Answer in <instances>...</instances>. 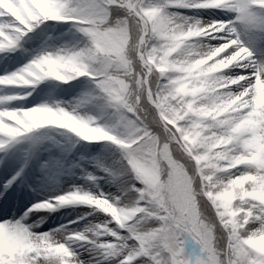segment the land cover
Returning a JSON list of instances; mask_svg holds the SVG:
<instances>
[{
  "label": "snow or ice",
  "instance_id": "6c2138e0",
  "mask_svg": "<svg viewBox=\"0 0 264 264\" xmlns=\"http://www.w3.org/2000/svg\"><path fill=\"white\" fill-rule=\"evenodd\" d=\"M35 6L36 4H33L32 0H13L11 11L4 7H0V32L4 33V36L0 37V39L6 38V42L3 45H0V50L14 46L25 32L33 29L41 22L50 19L55 20L45 15L39 17L36 16V13L33 11ZM51 6L56 9L57 15L74 16L84 21H92L97 18H102L103 23L100 25L102 28L126 26L129 35H131L135 27L145 39L150 37L152 42L159 41L156 56H158L159 59L161 57L164 58L163 64L160 67H158L157 64H146L145 71L141 73V78L143 79L145 75L148 77V84L145 88L146 96L148 95L147 90L154 88L155 91L152 93L153 99H156L157 96L161 98L167 96L170 101L169 107L174 105V107H171V111L173 118L180 127V131L177 132L175 128L169 125L168 127L171 129L168 137L169 139L173 134L177 138L181 135L190 134L193 131L200 129V126L205 122V118L197 114L199 96L196 95V93H198V91H196V81L193 80V87L190 90L186 89L185 84L183 83L184 73L180 70H176L177 67H175V65L182 60V56L180 55L181 48L168 52L164 47L166 40L163 39V37H166L170 31H174L177 28V22L179 20L184 22L185 27L182 30L185 32H187L189 28L205 29V32L201 35L193 36L192 41L204 37L211 39L221 38L224 42L212 45L214 48L220 47L221 45H227V48L221 53V56H233L234 62L242 66V68L245 70L249 68L252 69V71H243L238 74L239 76L244 77V80L239 85V89L248 90L245 99L249 102V107L245 109V113L255 110V106L251 101H253L256 94L257 79L264 80V75H262V72H264V62H253L249 47L244 45L239 38L236 22L243 20L253 25L257 29L254 38L258 43L264 45V15L257 16L255 12L252 11L253 8H264V0H223V2H217V0H164L163 4H145L144 0H55ZM181 6L216 7L235 11L237 12V16L230 20L202 21V23H196L197 20H195L194 22H189L188 18H182L181 14L170 11L172 8ZM154 12L159 14L155 19L153 18ZM26 17H31V21L26 19ZM64 21L77 22L76 20ZM77 24L80 31L89 36L88 29L91 27V24L79 22H77ZM221 26L223 27L221 28ZM231 34L236 35L233 36ZM138 45L140 51L143 52L144 44L138 41ZM149 47H151V43H149ZM91 48L92 40L90 46L77 51L45 52L25 64L18 71L0 75V80L13 81L16 77L29 72H31L36 78L27 85L35 84L46 77L57 79L56 76L58 74L56 73H52L51 75L45 73L43 76H39L37 73L33 72V68H39L42 62L52 65L62 58L79 60L81 54L86 53ZM143 59L146 61L147 56L145 55ZM88 63L91 64V67L81 69V71H85L84 75H88L87 72L107 73L111 71L110 68L101 67L99 60L88 61ZM93 65L96 66L94 67ZM233 65L234 63L229 65V67ZM229 67L226 69H229ZM223 70L217 75L228 78L232 77V75L225 74ZM153 73L156 74L155 81L153 80ZM89 76L98 77V87L102 89V93L111 102L109 99V93L106 91L103 83L104 76ZM57 80L70 81L64 77H60ZM6 85L15 84L9 83ZM188 91H191L193 94H184ZM173 96L176 97L174 101L172 99ZM0 99H13V97H4ZM189 101H192V103H189ZM149 103H151V101H149ZM111 105L113 106L112 102ZM113 107L116 108L115 106ZM152 108L155 110L156 117L160 119V112L165 109L158 107L155 104L152 105ZM62 110L67 112L73 118L72 121H79L81 127L76 128L72 123H69V120L58 119L56 113H60ZM117 111L118 114L123 112L126 115L136 118L135 114L128 113L126 109H117ZM175 113L179 114L175 115ZM5 117H10L11 121H14V123H6L4 119ZM95 119L96 118L92 116L86 117L79 115L74 110H69L65 107H53L48 104H40L27 108H0V150L5 149L11 141L15 140L22 134L46 125H62L63 128L71 130L79 137H85V133L82 130L84 127L93 126L94 129H96V132H99L100 135H88L84 138L87 141H111V139H102V137H109L110 133L116 136L121 135V133L116 131L114 127L95 123ZM136 121L138 124H144V121L139 118H136ZM143 130L147 129L145 128ZM136 134L138 135L139 133ZM220 134L224 133L221 132ZM172 143H176V141L173 140ZM228 147L231 148L232 158H234L238 152L243 150L238 144L234 148L231 144ZM122 149L125 155L130 151L125 148ZM193 151L196 152L195 149ZM225 163H229V160H226ZM250 172L254 174L264 172V166L257 170L252 165L237 164L234 168L220 170L225 185V187L220 190V193H230L232 196L231 203H235L237 198L244 199L250 197L252 195L251 188L239 185L241 191L238 193L236 191L238 185H233L231 183L232 181H235L237 177ZM22 173L23 167H21V169L18 170L7 182L8 185H11V183ZM144 187V184H134L127 189L135 194V206L148 205V200L145 197V193L142 191ZM124 191H126V189L121 184V192ZM90 193L92 196L114 199L112 196H106L103 192ZM49 202L55 203L56 199L55 201ZM251 203H254L257 206L251 209L254 216L247 220L245 227L254 224L258 225L261 220H264V203H260L259 201H251ZM33 208L36 209L35 207ZM146 209L151 211L150 208L146 207ZM31 210L32 209H30V211ZM138 215L147 216V212L144 211L138 213ZM241 216H243V213H241ZM148 219L154 222L152 227H158L165 223L164 220L157 217H148ZM113 222L116 223L115 220H109L106 223L97 226L96 237H89L85 233L78 231L65 234L62 230L36 234L30 231L28 227L20 223L18 220L15 222H2L0 223V264H40V262L45 264V261H51L53 264H85V262L81 261L78 255L71 250L69 245L74 240L88 241L89 239L98 246L97 259L93 260L92 264H103V261L106 258L110 259L112 257L118 258L116 264H134L135 259L141 256L148 257V260L143 262V264H176L175 256L179 246V238L177 240V245H174L171 248L165 247L164 244L159 242L149 246L140 235L141 232L147 230L140 227L142 221L139 224L135 220L124 225L118 224V227H116L115 230H113ZM101 231H103L105 236L110 233L111 239L100 240L99 236ZM233 236L234 239L230 244L225 245L228 249L227 260H225L224 252L221 251L220 253L221 264H264V251L257 250L249 244L244 243L242 229L234 233ZM183 240L184 252L191 256L192 253L188 251L187 242L193 240L187 233L183 234ZM129 241H131V245L129 244ZM197 248V254L203 255L202 253H199V244H197ZM101 250L103 254H101Z\"/></svg>",
  "mask_w": 264,
  "mask_h": 264
},
{
  "label": "rangeland",
  "instance_id": "374dc122",
  "mask_svg": "<svg viewBox=\"0 0 264 264\" xmlns=\"http://www.w3.org/2000/svg\"><path fill=\"white\" fill-rule=\"evenodd\" d=\"M32 2L33 4H37V0H32ZM41 2L45 4L44 12L47 13L45 16L52 19L66 20V18H63V15H57L56 9L51 6L55 0H41ZM12 3L13 0H0V7H4L11 11ZM144 3L163 4L164 0H144ZM170 11L179 13L181 16L183 15V17L193 16L191 14L201 15L202 12L204 14L207 12L219 15L222 14L221 16L224 17L222 18L223 20H230L237 16V12L235 11L216 7L181 6L172 8ZM252 11H254L257 16L264 15V8H253ZM204 14L201 16H204ZM42 15L44 14L42 13ZM158 15V13L154 12L153 18L155 19ZM241 21L243 20L236 22L237 27ZM249 25V27L255 31L253 33L256 35L257 29L250 23ZM54 33L55 31H51V35H54ZM172 35L173 31H170L163 39L168 41ZM3 36L4 33L0 32V37ZM192 38L193 36L188 35L179 37L181 40L188 41H192ZM77 39V33L64 32L52 39L44 41L42 46L31 55H20L21 52L19 54L16 53L19 57L13 62L6 61L2 53L9 50L17 51L16 48L12 46L0 50V75L18 71L25 64L45 52L65 51V48L75 43ZM193 41H202V38H197ZM5 42L6 38L0 39V45H3ZM222 42H224L223 39L218 38L213 45ZM242 42L249 47L251 53L256 54V52L259 51L264 54V45L258 43L255 38ZM156 59L158 61L160 60L158 56H156ZM58 62L52 65H56ZM162 64L163 61H160L157 66L160 67ZM52 65L42 62L39 68H33V72L40 76L43 67ZM176 70H179V68ZM223 71L227 74V69ZM183 73V83L190 90L193 87V80H195V72L191 75L187 72ZM35 78L36 77L29 72L16 77L13 81L0 80V83H3L0 84V98L13 97V99H0V108H27L40 104H48L53 107H65L66 109L74 110L79 115L95 117V123L114 127L123 137L132 138V136H134L136 132V121L132 119H123L124 121L120 124L112 116L111 109L107 107L106 104L97 102L100 98V92L92 81L81 80L76 85L67 86L58 91L50 84H46L43 88L38 85V82L27 85ZM9 83L15 85H6ZM184 94L192 95L193 93L188 91ZM196 95L200 96L201 93L198 92ZM172 99H176V97L173 96ZM155 102L158 107L165 109L160 112V117L163 122L167 125H171L179 132L180 127L173 118V114H170V109L174 107V105L169 107L170 101L168 97L165 96L161 98L157 96ZM248 103L244 105L245 109L248 108ZM251 103L254 104L255 110L248 113L247 122L236 134L237 139L230 143L233 148L237 144L240 145L243 150L238 152L235 157H243V159L239 162H234V159L231 157V148L228 147L230 144L218 146L219 151L228 154L227 160H229L230 165L227 168L218 169L219 171L234 168L237 164L252 165L257 170L264 166V80L257 79L256 94ZM178 114L179 113H175V115ZM56 115H59V113H56ZM4 119L6 123H14V121H11L10 117H5ZM74 122L78 124L77 128L81 127L79 121ZM37 129L26 135L22 134L11 141L5 149L0 150V202H14L16 205L13 216L11 218H6L4 221H0V223L5 221L15 222L18 220L36 234L62 230L65 234L78 231L85 233L89 237H96L97 226L105 221L111 220V217L109 214L99 209L96 203L90 202L91 200L99 201L105 198L92 196L90 192H103L106 196L112 197L120 196L121 184L124 179L121 172L124 166L128 164V167L135 173L138 172L142 162H146L145 157H147L148 150L144 152L140 149L141 155L138 158H133L134 155L132 153H126L127 156H125L123 160L113 161L111 163V168L107 170L101 166L100 158L108 154L110 150L109 141H87L84 139L88 135H100L99 132L91 131V129H94L93 126L84 127L82 129L85 133V137H79L77 135L75 141L68 139L56 148L54 147V138L57 135L58 128L52 125H46L40 128L41 132H37ZM199 130L200 129H197L195 131ZM185 136L186 135H181L179 137V142L187 146L188 152L191 150V156L194 157L200 154L193 151L195 145L192 142V138L189 137L185 139ZM113 137L114 134L110 133L109 137H102V139H112ZM94 144H101L98 152L93 149ZM61 156H66L62 164H60V160L57 159ZM21 167H23V173L17 177L11 185H8L7 182L21 169ZM199 167L200 169L204 167L203 161L200 163ZM243 177L245 178L240 181L236 187V191L239 193L241 191L239 185H243L252 189V195L244 199L237 198L235 203H231V194L225 193L223 200L227 203L228 208L227 210L222 207L220 208L224 215L229 217L231 223L235 221L232 225L236 232L242 229V225L246 222L245 217L248 220L250 217L254 216L251 209L257 205L251 203V201L264 203V172H259V174L250 172L243 175ZM137 179H139L138 176ZM139 180H136L135 184L142 185ZM201 180L203 181L202 190L206 195L210 189L207 187L208 181L203 171H201ZM142 191L144 192V189ZM69 194H75L80 199H76L70 203L60 204L59 207L52 209L33 208L37 202H43L45 200L55 201L57 196H68ZM209 199H215V194ZM90 204H94L95 206ZM244 205H247V207H244ZM136 207L141 211L145 208L144 205H137ZM30 209L32 210L30 211ZM241 213H243V216H241ZM125 224H127V222H125ZM116 227H118V224L113 222V230H115ZM148 229L163 232L166 236L165 247L171 248L177 245L175 237L173 233L167 229L166 223ZM99 239L110 240L111 235L109 233L105 236L103 231H101ZM129 244L131 245V241H129ZM187 244L188 251L192 253L190 256L191 262L194 264H204L206 261L200 249L201 247L199 248V253L203 255L197 254L198 243L196 241H188ZM249 245L257 250L264 251V243L256 242ZM69 247L78 255L81 261L85 262V264H92V261L95 260L92 258L93 255L97 259L98 246L93 243L91 239L88 241L74 240L70 243ZM101 254H103L102 250ZM179 254L181 255L182 253L177 249L176 256ZM117 259V257H112L110 259L106 258L103 264H116ZM147 260L148 257L145 256L137 257L134 264H143V262ZM45 264H53V262L45 261Z\"/></svg>",
  "mask_w": 264,
  "mask_h": 264
},
{
  "label": "trees",
  "instance_id": "16d2710c",
  "mask_svg": "<svg viewBox=\"0 0 264 264\" xmlns=\"http://www.w3.org/2000/svg\"><path fill=\"white\" fill-rule=\"evenodd\" d=\"M66 20H76L79 23H90L91 27L88 29L90 37L80 31L77 22L66 21L59 24L51 23L35 34H31L27 31L22 35L21 39L27 36L25 52L32 53L41 46L43 41L52 39L64 32L78 34L77 41L68 45L65 48V51H77L86 48L90 46L92 40V53L100 60L107 61L106 67L111 69L110 72H87L88 75H84L85 71H77V69H84L81 67V63L78 60L66 58L60 66L48 67L45 69L44 73H49L50 75L56 73L58 74L56 76L57 79L65 76L72 77V80L70 81L58 80V83L54 82L53 87L58 91L64 89L65 86L69 84L75 85L82 79L92 81L98 87V77L89 75L104 76L103 83L106 91L109 93V99L113 106L117 109H126L128 113L135 114V117L143 120L144 124H138L136 118L126 115L123 112L118 114L117 109L111 105V102L102 93V89L98 87L100 98L97 102L106 104V106L111 109L112 116L120 124L124 121L123 119H132L136 121V132L132 138L115 135V137L111 139L112 142L109 141L110 150L105 157L100 158L101 166L110 169L113 161L123 160L127 155L124 154L122 148L130 150L127 154L132 153L133 155L136 150L141 149L144 152L145 150H148L147 157H145L146 162H142L141 168L136 172V175L145 186L144 193L148 200V204L155 202L159 207L156 212L149 211L146 208L142 211L147 212L148 217H157L164 220L167 229L173 233L176 244L179 238L178 251L182 254L175 256L176 264H194L191 262L190 256L184 252V233H187L191 236L193 241H196L200 245V249L202 250L206 261L204 264H221L220 253L223 251L225 254V260H227L228 249L225 245L230 244L234 239L233 234L236 233V231L233 228L232 223L229 221V217L224 215V219L229 221L226 225L228 229L227 235H225L224 231L219 228L209 235L205 215L212 216V208L215 207V205L210 207L208 201H205L203 197H200L199 203L197 202L198 193L192 189L191 177L188 175L187 171H185L184 166L174 158L171 150L172 141L174 140L179 144V138L173 134L170 139L163 140L162 136L167 135V137H169V133L171 132V129L168 127L169 125L165 124L160 117L158 121L159 128L154 129L152 125L157 123V121L154 119L152 112L145 110L143 101L139 95H133L130 92V80L125 78L126 75H131L132 73L130 68V58L126 51L127 40L129 37L127 27L102 28L100 26L103 23L102 18H97L92 21H84L80 20L78 17L66 16ZM51 31H55L54 35H51ZM20 40H18L17 43ZM116 64L119 65L118 69L114 67ZM93 66L95 67L96 65ZM135 78L138 87L143 86L145 91V88L147 87V76L145 75L142 79L141 74L136 73ZM150 90L152 93L155 91L154 88H150ZM147 98L149 103V94L147 95ZM149 104L152 106V103ZM69 123H72L77 128V125L73 121H70ZM59 126V131L54 138L55 148L62 145V143L66 142L68 139L75 141L73 135L76 133L63 128L62 125ZM145 128L147 130H143ZM136 133L139 134L137 135ZM139 138L141 139L137 144L131 147L128 146L131 140ZM116 144H119L120 146ZM99 146L100 144L95 145L93 149L98 152L100 150ZM180 147L182 148L181 145ZM59 160L60 163H62L64 157H61ZM162 162L167 163L168 171L165 174H162L161 172ZM173 197L176 199L178 208L174 214L173 221L169 223L168 201ZM217 212H222V210L218 208ZM137 223L139 224L140 222ZM140 235L149 246L157 242L164 244V246L166 245V236L163 232L147 228V230L141 232Z\"/></svg>",
  "mask_w": 264,
  "mask_h": 264
},
{
  "label": "clouds",
  "instance_id": "9594fccd",
  "mask_svg": "<svg viewBox=\"0 0 264 264\" xmlns=\"http://www.w3.org/2000/svg\"><path fill=\"white\" fill-rule=\"evenodd\" d=\"M217 2H223V0H217ZM45 4L41 0H37L36 6L33 11L36 16H41L44 12ZM31 21L30 18H27ZM196 23H202L197 20ZM185 24L182 20L177 22V28L173 31L172 37L165 42L164 47L168 52L175 51L177 48H181L180 55L182 60L178 62L175 67L179 68L182 72H187L190 75L195 72L196 91L200 92L201 95L198 97V111L197 114L205 118V122L200 126L199 131L187 134L185 139L191 137L192 142L195 145V151L200 153L196 156H191L190 151L185 152L183 148L177 143L171 144V150L175 159H177L183 166L185 171L191 177L192 189L198 193L197 202L199 203L200 197H203L205 201H208L209 206L215 205L212 208L213 215H205V221L209 235L214 232L217 228L224 231L225 235L228 233L226 225L229 223L228 220L224 219L223 212H217L218 208H224L227 210L228 205L223 200L224 194L220 193V190L225 187L223 183L222 174L218 169L229 167V163H225L227 160V153L218 150V146L230 144L237 139V133L241 130L243 125L247 122L248 113H245L244 105L247 103L245 96L247 89L240 90L239 85L244 80L243 76L235 75L231 78L217 75L223 69L229 67L234 63V57L230 55L221 56V53L225 51L227 45H221L220 47L214 48L212 44L204 41H188L181 40V36H199L205 32L204 28H189L187 32L182 29ZM223 26H221L222 28ZM219 30V29H217ZM138 41L144 44L143 52L140 51ZM151 43V47H149ZM159 41L152 42L151 38L145 39L143 35L135 29L127 40V55L130 58V68L132 70L131 75H126L125 78L130 80V92L133 95H139L143 101V106L146 111H151L154 119L157 123L153 124L154 129L159 128L158 117H156L155 110L148 103V98L145 95L143 86L137 84L135 74L143 73L145 71V65L148 63L158 64L163 61V57L158 61L156 59V53L158 51ZM147 56V60L143 59ZM63 60V58L61 59ZM99 60L101 67H106L107 61L100 60L96 57L91 49L86 53H82L79 62L81 67L87 69L91 67L88 61ZM55 64V63H54ZM114 67L118 69L119 65L116 64ZM81 69H77L79 71ZM264 75V72H262ZM64 78L71 80V76H65ZM156 74L153 73V80L155 81ZM185 88L188 87L185 85ZM175 99H173L174 101ZM192 103V101H189ZM170 114L172 111L170 109ZM58 119H65L72 121L73 118L65 111H61L57 115ZM215 129V130H213ZM96 132V129H91ZM223 132L224 134H220ZM163 140H168L167 135L162 136ZM141 155V150H136L133 158H138ZM234 162H239L243 157H234ZM204 162V167L200 169L199 165ZM167 163H161L162 174L167 173ZM201 171L205 174L209 187V191L205 195L201 189ZM122 176L124 177L122 185L126 191L121 192L120 196L114 197V199H100L99 201L91 200L90 202L96 203L97 207L104 213L110 215L111 220H115L117 224L124 225L125 222H141L140 227L147 229L152 227L153 221L148 219V216L138 215L141 211L135 206V194L130 190V186L135 184L137 179L136 173L128 167L126 164L122 170ZM166 178V177H165ZM245 177L239 176L235 181L231 183L238 185ZM215 194V199H209ZM123 197V198H121ZM55 203H51L47 200L35 204L33 207L36 209H52L59 207L60 204L70 203L76 199H80L75 194H69L68 196H57ZM150 208L152 212L158 210V204L152 203L144 206ZM247 207V205H244ZM178 208L176 199L173 197L168 201V221L171 223L174 219V214ZM234 215V214H233ZM245 223L242 225V238L244 243L253 244L256 242L264 243V220L258 225H250L245 227L247 218L245 217ZM105 221L104 223H106ZM235 223V221H232ZM103 224V223H102ZM43 264V262H40Z\"/></svg>",
  "mask_w": 264,
  "mask_h": 264
},
{
  "label": "bare ground",
  "instance_id": "6f19581e",
  "mask_svg": "<svg viewBox=\"0 0 264 264\" xmlns=\"http://www.w3.org/2000/svg\"><path fill=\"white\" fill-rule=\"evenodd\" d=\"M174 13H176V12H174ZM177 14H179V13H177ZM202 14H204V13L202 12L201 15ZM214 14L215 13L207 12L206 14H204V16H201L200 14H191L193 16H185V17L188 18L189 22H194L195 20H201L203 22H208V21H212V20H223L222 18H224V17L221 16L222 14L221 15H219V14L214 15ZM185 17H183V15H182V18H185ZM249 26H250L249 23H247L246 21H241L239 23L238 33H239V38L241 39V41L252 40L256 36L255 33H253L255 31L252 28H250ZM231 35L235 36L236 34H231ZM202 41L210 43L213 45V43L216 41V39L204 37V38H202ZM251 58H252L254 63L264 62V54H262L259 51L256 52V54L251 53ZM243 71H252V69L249 68V69L245 70L244 68H242V66H240L239 64L234 62V65L230 66L229 69H227V74L235 76V75L240 74ZM248 107H249V103H248ZM15 206L16 205L14 202L13 203L12 202L11 203L0 202V221H4L6 218H9V217L11 218L13 216ZM92 258L96 259V257L94 255L92 256Z\"/></svg>",
  "mask_w": 264,
  "mask_h": 264
}]
</instances>
